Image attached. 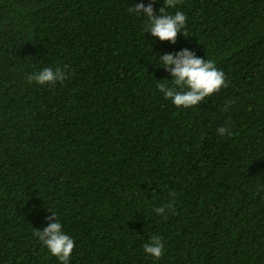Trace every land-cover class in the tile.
<instances>
[{"label": "trees", "instance_id": "16d2710c", "mask_svg": "<svg viewBox=\"0 0 264 264\" xmlns=\"http://www.w3.org/2000/svg\"><path fill=\"white\" fill-rule=\"evenodd\" d=\"M139 3L165 0H0V264H61L34 235L53 212L69 264H264V0H179L175 44ZM184 48L228 83L189 108L157 88Z\"/></svg>", "mask_w": 264, "mask_h": 264}, {"label": "clouds", "instance_id": "9594fccd", "mask_svg": "<svg viewBox=\"0 0 264 264\" xmlns=\"http://www.w3.org/2000/svg\"><path fill=\"white\" fill-rule=\"evenodd\" d=\"M179 0H165V3L159 9V15L155 14L152 3L145 6L139 3L131 8V11L142 14L147 18L145 24V33L149 30L153 37L160 41H170L175 44L178 34L185 27L187 16L182 11H175L174 14L167 12V8L175 9ZM187 37V33L184 32ZM159 61L162 67L166 68L174 77L171 85L161 80L157 88L164 94L165 98L170 99L177 107L189 108L201 104L206 97L221 91L228 86L226 74L219 69L215 61L204 59L190 51L188 48L180 50L178 53L166 52L159 55ZM66 67V66H65ZM68 73L61 67L57 66L44 67L39 72L33 73L29 77V82H35L39 85L54 84L58 81H64ZM231 106V102L225 106V111ZM218 135H231L227 127H220L217 130ZM264 186H258L260 190ZM170 197H175L174 192L169 193ZM175 200L166 206L157 207L154 211L164 215L166 209H171ZM55 222L48 224L43 230L36 229L34 235L39 238L44 246L47 247L51 255L58 258L61 264H69L71 255L76 247L74 239L62 231L63 225L53 212V216L47 219ZM165 219L167 217L165 216ZM164 243L162 237L153 236L151 240L143 245L145 253L156 259L164 255Z\"/></svg>", "mask_w": 264, "mask_h": 264}]
</instances>
